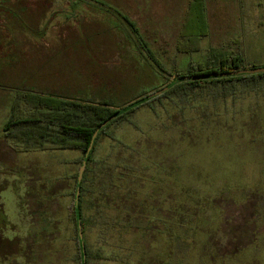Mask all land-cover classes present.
<instances>
[{
	"label": "rangeland",
	"instance_id": "1",
	"mask_svg": "<svg viewBox=\"0 0 264 264\" xmlns=\"http://www.w3.org/2000/svg\"><path fill=\"white\" fill-rule=\"evenodd\" d=\"M188 2L0 0V264H77L67 219L73 181L66 177L76 173L81 153L11 148L1 129L13 99L33 92L120 107L171 79L137 47L121 15L135 24L171 73H186L187 65L202 61L208 49L216 54L234 50L246 63L264 65V0H204L208 28L201 51L180 54L176 46ZM238 94L235 103L211 104L223 119L207 129L192 120L190 126L162 127L163 119L157 128L154 114L144 107L129 118L138 130L124 122L108 129L125 146L137 147L140 156L158 143L162 166L151 174L153 185L144 181L147 188L139 194L154 199L156 217L163 221L150 232L149 248L142 253L127 250L133 238L123 230L103 245L107 254L121 237L129 257L121 256L128 259L125 264H264V104L256 109V97ZM17 145L21 149L20 141ZM122 148L104 140L95 158L113 159ZM47 212L55 221L54 247L43 237L51 230ZM178 215L189 218L182 229ZM95 237V232L86 236L92 252ZM175 237L186 242L182 253L172 243Z\"/></svg>",
	"mask_w": 264,
	"mask_h": 264
},
{
	"label": "trees",
	"instance_id": "2",
	"mask_svg": "<svg viewBox=\"0 0 264 264\" xmlns=\"http://www.w3.org/2000/svg\"><path fill=\"white\" fill-rule=\"evenodd\" d=\"M203 1L189 0L188 2L176 46V51L180 54L201 51L200 41L206 37L207 33V20L203 10ZM120 17L136 39L137 47L144 52L145 57L152 66L163 75L171 77L170 80L150 93L143 92L139 94L135 99L120 107H116L106 100H76L53 94L46 95L32 92L27 93L24 98L16 96L11 103L10 113L1 129L2 136L6 139L7 144L15 151L76 150L81 153L80 159L74 162L78 164L76 173L73 176L66 177V179L71 178L73 181L72 191L69 194L71 198L67 206V219L72 225V241L75 250L73 260L77 264H82L81 245L77 230L78 222L81 225L85 264H91L93 260L125 264L128 262L129 257L123 251L125 250L122 247L123 238L118 237L116 248L109 254L103 248V245L105 247L108 245L107 240L112 235H119L124 230L127 234L131 233L133 238L132 245L126 247L127 250L133 252L135 248H140L142 253L145 248H149L146 241L151 237L150 232L156 224L163 221L156 217V206L152 204L154 199L149 197V201H147L139 194L143 191V188H147L143 187L142 183L144 181L153 185L154 179L151 174L162 166V162L156 158L158 143L150 149L145 147L146 153L143 152L141 147L140 150L143 155L140 156L137 147L125 146L111 132H108L112 125L124 122L138 130V126L129 118L136 110L144 107L154 114L157 120L155 125L157 128H159L160 121L163 119L162 127L167 124V126L174 124L183 127L190 126L189 121L192 120L207 129L212 123H217L223 119L221 112L211 108L212 103H226L228 100L235 103L238 101V93H242L252 95L258 99L256 109L260 103L264 104V101L260 99V97L264 98V65L255 66L246 63L241 52L231 50L216 54L208 52L211 51V49H208L205 51L207 55L202 61L190 62L187 65L186 73L180 71L171 73L163 67L161 61L143 41L135 24L124 15ZM223 50L226 51L227 49L223 48ZM244 70L251 72L233 74ZM208 74H218V76L177 81L159 96L150 98L144 104L114 118L99 129V126L119 109L158 91L172 81L185 76ZM223 74L228 75L221 76ZM165 104H169V107L173 108L171 112ZM159 108L167 113L164 114L166 117L168 116V120L161 117L163 113L158 112ZM94 133H96L95 137H93ZM107 139L114 142L116 148L124 146V148L118 149L119 153H122L113 159L109 158L111 156L96 159L95 154L99 150L100 143ZM18 141L22 143L21 149L18 148ZM89 147L90 150L87 154L79 186L78 203L75 205L74 197L78 168ZM129 150L133 153L130 154ZM148 190L147 193L150 195L152 190L149 192ZM38 199L39 202H42L40 198ZM147 203L150 208H148ZM261 203H264V200ZM257 214H260L259 211H257ZM49 218L51 230L48 235L43 237H47L48 245L54 247L56 240L51 236L55 228V221L51 215ZM176 218L177 227L181 229L189 221L188 217L182 215H178ZM88 232H95L96 234L97 247L93 252L86 242ZM172 243L176 246L178 253L183 252L179 250L180 248L186 249V242H181L178 237H175ZM121 256L128 257V259L124 260ZM136 264L144 263L141 260Z\"/></svg>",
	"mask_w": 264,
	"mask_h": 264
},
{
	"label": "water",
	"instance_id": "3",
	"mask_svg": "<svg viewBox=\"0 0 264 264\" xmlns=\"http://www.w3.org/2000/svg\"><path fill=\"white\" fill-rule=\"evenodd\" d=\"M257 71H261V70H257ZM249 72H251V71L244 70V71L234 72L233 74H242V73H249ZM225 75H228V74H223L221 76H225ZM214 76L216 77V76H218V74H208V75H197V76L180 77V78L176 79L175 81H172L171 83H169L165 87L159 89L158 91H155V92L147 95L146 97H144V98H142V99H140L138 101H135V102L129 104L128 106H126V107H123V108L119 109L113 115H111L105 122H103L99 126V129L102 128L103 126H105V124L107 122L113 120L114 118H116V117H118V116H120L122 114L127 113L128 111L136 108L139 105L144 104L150 98H153L155 96H159L163 92L167 91L177 81L193 80V79H199V78H205V77H214ZM95 135H96V133H94L93 137H95ZM89 150H90V147L88 148L87 153L85 154V157L83 158V160L81 162V165H80V167L78 169V173H77V184H76V193H75V197H74L75 205H77V203H78L79 186H80V182H81V178H82V174H83V171H84L85 163H86L87 156H88L87 154H88ZM77 230H78V239H79V242H80V245H81L82 264H85V253H84V247H83V244H82L81 225H80L79 222L77 224Z\"/></svg>",
	"mask_w": 264,
	"mask_h": 264
},
{
	"label": "crops",
	"instance_id": "4",
	"mask_svg": "<svg viewBox=\"0 0 264 264\" xmlns=\"http://www.w3.org/2000/svg\"><path fill=\"white\" fill-rule=\"evenodd\" d=\"M206 14H207V13H206ZM206 20H207V28H208V14H207V19H206Z\"/></svg>",
	"mask_w": 264,
	"mask_h": 264
}]
</instances>
